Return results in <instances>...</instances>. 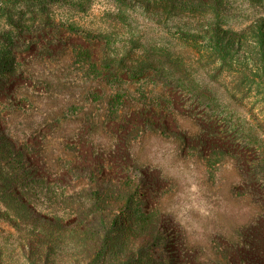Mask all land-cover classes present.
Listing matches in <instances>:
<instances>
[{"label":"rangeland","instance_id":"rangeland-1","mask_svg":"<svg viewBox=\"0 0 264 264\" xmlns=\"http://www.w3.org/2000/svg\"><path fill=\"white\" fill-rule=\"evenodd\" d=\"M221 1L222 8L214 10L215 0H126L129 6L124 9L133 31L144 36L146 49L157 41L167 45L161 37L167 30H199L223 23L224 28L240 32L264 17V0ZM83 3L89 11L76 9L74 16L92 30L103 20L111 23L116 5H122L120 0ZM62 11L58 10V16ZM194 13L199 17L192 18ZM5 26L0 20V31ZM65 34L63 28L37 29L35 36L41 40L33 42L45 41L33 52L32 43L21 40L22 66L33 70L32 77L40 73L61 81V86L53 87L58 102L74 99L76 108L69 117L75 134L64 138L67 118L62 116L56 137L47 146L58 162L56 168H50L46 159L40 168L32 167L40 182L36 187L49 186L59 192L57 203L41 199L34 207L42 216L39 224L27 220L16 229L0 214V264L86 263L94 240L90 236L81 242L70 230H95L101 213L94 205L92 192L97 189L104 191L99 205L106 218L115 219L113 256L127 259V264H136L134 258L142 253H150L144 260L151 259L149 264H198L195 258H213L225 251L227 242L242 241L252 233L264 216V205L247 194L250 178L246 179L230 150H224L228 151L224 155L220 148L207 150L203 139L209 145L216 133L225 135L228 142L230 126L237 124L236 120L218 122L221 99L228 110L262 118L256 100L243 106L229 98L225 86L230 80L223 81L206 66L186 72L182 83L177 76L165 79L163 69H181L166 58L155 67L146 64L155 69L145 76L134 75L141 68L134 66L132 58L125 63L108 61L100 72L76 54L67 56L69 42L82 43L80 34L71 38ZM44 61L49 65L43 73ZM45 85L37 84L35 89ZM154 94L168 98L154 99ZM139 130L147 132L135 137ZM37 151L46 156L35 146ZM39 231L44 234L40 240L31 238Z\"/></svg>","mask_w":264,"mask_h":264},{"label":"trees","instance_id":"trees-1","mask_svg":"<svg viewBox=\"0 0 264 264\" xmlns=\"http://www.w3.org/2000/svg\"><path fill=\"white\" fill-rule=\"evenodd\" d=\"M215 1L217 8L213 9H221L223 1ZM120 2L122 5H116L117 13L113 15L112 22L105 24L103 20L97 29L92 30L86 21L81 22L74 16L76 9L84 13L89 11L83 0H0V20H4L6 25L0 31V210L2 206L5 208L0 214L6 215L16 229L20 222L27 220L34 225L39 224L42 216L34 207L41 199L51 203L58 201L59 192L55 189L49 186H43L42 189L36 187L37 184L40 186V182L34 177L32 167L34 165L40 168V163L46 159L45 163L50 168H56L58 162L48 152L47 146L56 137L62 116L67 118L64 138L69 139L75 134L69 117L74 115L71 109L76 108L75 101L68 97L58 102V94L53 89L55 85L61 86L62 82L40 73L32 77L33 70L23 67L20 61V58H24L21 40L25 38V41L32 43V52L36 51L45 41L33 42L35 38L41 40V37L35 36L36 30L46 26L50 27V31L63 28L67 32L65 35L70 38L80 34L78 37L82 44L69 42L67 56L74 57L76 54L83 58L82 62L89 65L91 63L100 72L108 61L110 64L115 60L125 63L132 58L134 66L141 68L134 75L145 76L155 69L147 67L148 64L154 66L166 58L167 62L180 65L181 69L177 72L163 69L161 74L165 79L177 76V81L182 83L186 79L185 74L193 73L199 65L206 66L209 70H215L223 81L230 80L225 86L229 98L238 100L243 106L246 101L254 104L252 100L255 99L262 118H249L244 113L228 110L221 99L218 122L236 120L237 124L230 126L228 142L225 141V135L218 136L215 133L209 139V145L208 139H203V143L207 150L220 148L222 152H226L223 155L228 154L224 150H230L246 179L250 178L251 188L247 194L264 205V126L261 125L264 122V17L251 21L240 32L224 28L223 23H215L199 30H167L161 35L167 45L157 41L150 49H146L144 36L136 35L133 31L131 17L124 9L129 4L126 0ZM59 9L63 10L60 16ZM199 15L194 13L191 17L198 18ZM26 35L29 37H24ZM101 43L106 49L102 48ZM55 47L56 45L52 46V49ZM43 63L46 64L43 67L44 73L49 63ZM37 84H46V89H35ZM154 95V99L168 98L166 94ZM217 127L219 133L221 126ZM138 132L135 137H142L147 130ZM35 146L41 151L43 149L46 156L38 151L37 154ZM92 193L96 200L94 205L101 211L99 222L93 225L95 230H70L81 242H87L90 236L94 240L91 244L92 252L87 255L84 264H127V259H116L113 256L112 229L115 219L108 220L99 205L101 198L105 197L104 191L97 189ZM128 210V207L124 208L125 212ZM30 236L40 240L44 234L39 231ZM146 240L151 245V238ZM225 246V251L215 257L204 261L195 258L194 262L264 264V216L257 221L256 228L245 239L227 242ZM149 254L142 253L135 257L136 264H149L151 259L144 261Z\"/></svg>","mask_w":264,"mask_h":264}]
</instances>
